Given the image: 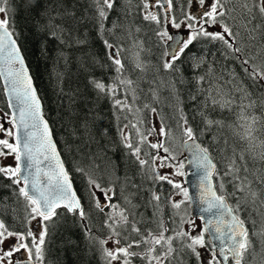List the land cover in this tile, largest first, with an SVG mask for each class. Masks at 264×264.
<instances>
[{
	"label": "snow or ice",
	"instance_id": "1",
	"mask_svg": "<svg viewBox=\"0 0 264 264\" xmlns=\"http://www.w3.org/2000/svg\"><path fill=\"white\" fill-rule=\"evenodd\" d=\"M94 4L98 30L115 75L107 83L93 80L92 84L99 94L112 100L115 109L127 113L124 116L127 123L118 131L124 148L128 149L127 155L134 158L139 169L141 183H136L127 171L117 174L114 166L107 184L93 173H85L88 200L102 214L100 230H106L103 236L96 237L89 224L84 223L88 213L82 197L73 188L43 118L40 99L14 36V27L10 26L8 0H0L3 14L0 17V82L11 110L0 116V120L8 117L6 123L10 125L5 128L0 123L4 137L0 138V186L13 188L17 200L24 202L22 218L16 217L15 208L0 209V264H45L49 229L67 214L81 221L86 238L98 245L104 264H137V261L139 264H189L192 258L195 264H252L257 253L247 227L248 218H242L241 214L248 211L249 204L257 211L264 208V198H261L264 189H254L251 178L264 185V174L249 167V160L264 162V140L257 142L255 135L260 130L257 125L264 127V92L254 99L246 81H251L257 91L264 89V40L253 43L258 39L257 33L264 36V0H138L136 4L142 21L155 25L152 31L157 47L162 48L157 71L176 72L177 61L183 63L189 59L194 70L205 65L204 56L189 51L199 41L220 45L225 59L239 66V72L233 69L227 79L218 76L211 64L195 77L196 93L203 99L191 119L200 118L199 132L183 107L176 105V126L182 140L179 155L186 159H179L169 143L174 138L162 111L153 104L144 103L142 107L136 104L140 92L144 91L140 88L143 76L133 79L132 73L142 74L147 70L140 55L144 51L142 41L129 29L127 38L138 49L131 52L124 43L103 38L104 22L117 0H94ZM258 18L261 22L254 24ZM116 27L114 24L108 31L113 32ZM134 31L139 33L141 28L137 26ZM127 52H131V68L125 63ZM170 86L174 89L175 83L170 82ZM149 91L152 101L159 103V88ZM173 98L179 101L177 95ZM196 98V95L191 97ZM258 105L262 109L259 115L254 111ZM209 108L227 111L234 119L226 125L222 119L211 118ZM145 110L159 118L158 127L150 119L148 127H142L146 123L142 114ZM213 127L230 129L239 145L223 158L222 171L209 147L199 142V137ZM150 137H155V142ZM9 158L12 163H4ZM187 168L194 177L190 182L192 193L184 182L174 179L188 176ZM4 180L9 183L3 184ZM144 181L148 182L147 187ZM164 184L170 186L167 191ZM129 188L136 191L131 192ZM140 192L146 194L141 198L145 200L143 207L151 208L150 217L138 211L141 205L135 198ZM176 196L180 199H175ZM193 206L199 213L195 218L189 212ZM165 207L173 210L167 219ZM259 214L264 220V213ZM5 215L13 217L11 224L4 219ZM251 223V236L260 237L259 257L264 264V225L257 230L256 220ZM109 243L112 248L107 247Z\"/></svg>",
	"mask_w": 264,
	"mask_h": 264
},
{
	"label": "trees",
	"instance_id": "2",
	"mask_svg": "<svg viewBox=\"0 0 264 264\" xmlns=\"http://www.w3.org/2000/svg\"><path fill=\"white\" fill-rule=\"evenodd\" d=\"M137 2L138 0H131L129 4L127 0H117L116 7L109 12L108 19L104 22L103 38L122 42L131 49V52L138 49L132 47V39L127 38V31L133 30L135 38L142 41L144 51L140 55L147 70L142 74L132 73L133 79L143 76L140 88L144 91L140 92V99L136 104L141 107L144 103L153 104L162 111L174 138L170 139L169 143L177 151L178 157L183 159V156L179 155L182 140L180 130L176 126L178 116L176 105L183 107L190 123H193L199 132L202 127L200 118L197 117L195 121L191 119L203 99L202 95L196 93L195 77L203 74L207 65L211 64L218 76L222 75L227 79L233 69L239 72V66L237 62L225 59L220 45L199 41L194 42L189 51L196 56H204L205 65L194 70L193 62L189 59L183 63L177 61L179 70L176 72L157 71L158 57L162 48L157 47L158 41L152 31L155 25L142 21L137 14ZM8 9L10 26L14 27V36L34 78L44 105L45 116L51 125L75 189L82 197V203L88 213V220L84 223L89 224L96 237H101L106 230H100L102 214L88 200L86 192L88 177L85 173H93L104 184L108 183L109 172L113 166L117 174L122 175L127 171L138 184L141 183V176L137 165L133 162L134 158L127 155L128 149L124 148L118 131L127 123L124 119L127 113L115 109L112 100L99 94L92 84L93 80H103L107 83L115 75L98 30L94 0H8ZM260 22L259 18L253 21L254 24ZM114 24L118 27L113 32H109L108 29H112ZM137 26L141 28L139 33L134 31ZM53 32L56 34L53 35ZM257 37L258 39L253 43L259 44L264 40V36L259 33ZM131 52L124 53L128 57L125 63L129 68H131ZM161 80L164 81L163 85ZM170 82L175 83L174 89L171 88ZM246 84L253 92L254 99L259 97L260 92H264V89L259 91L254 89L251 81H246ZM152 88H159V103H154L151 99L149 90ZM174 95L179 97V101L173 98ZM193 95L197 97L195 100L191 99ZM0 110L9 112L1 82ZM207 111L211 118L222 119L226 125L234 119L227 111L221 112L219 109L213 111L211 108ZM254 111L258 115L262 114L259 105ZM142 114L146 118V123L142 126L145 129L148 127V119L152 120L155 117L159 122V118L150 115L147 110ZM257 128L260 130L255 135L259 142L264 140V127L257 125ZM133 141H135L134 135ZM199 142L209 147L221 171L223 158L231 155L234 146H239L227 127H213L211 131L199 137ZM249 167L253 170H261L258 174H264V162L259 159L249 160ZM79 169H83V172ZM251 178L254 189L258 191L264 189V185L259 184L254 177ZM8 183L7 180L3 181V184ZM144 186H148L147 181H144ZM163 188L167 191L170 186L164 184ZM228 188L231 190V185H228ZM129 191L135 192L136 189L129 188ZM117 192L119 193V185ZM145 195L144 192H140L135 199L141 205L138 211L150 217L151 208L143 207L145 200L141 197ZM261 198H264V192ZM0 202H2L0 209L10 211L11 208H15L16 217H23L24 202L22 199L17 200L13 188L0 186ZM229 202H233L231 197ZM247 208L248 211L241 215L242 218H248L249 231L253 230L251 223L253 219L256 220L255 227L259 230L264 225V220L259 214L264 213V208H259L257 211L250 204ZM172 211L169 207H165L166 219ZM189 212L191 213V208ZM4 219L11 224L13 217L5 215ZM45 249V264H104L98 245L86 238L81 221L71 214L58 218L55 227L49 229ZM253 263L260 264L258 261ZM189 264H195L194 258Z\"/></svg>",
	"mask_w": 264,
	"mask_h": 264
},
{
	"label": "water",
	"instance_id": "3",
	"mask_svg": "<svg viewBox=\"0 0 264 264\" xmlns=\"http://www.w3.org/2000/svg\"><path fill=\"white\" fill-rule=\"evenodd\" d=\"M17 43H18V42H17ZM18 45H19V44H18ZM19 47H20V46H19ZM20 50H21V48H20ZM21 53H22V50H21ZM22 55H23V53H22ZM23 57H24V55H23ZM24 60H25V64L27 65V68H28L29 74H30V76H31V78H32L33 85H34V87H35V89H36V91H37V95H38V97H39V99H40V102H41L43 118L47 121V123H48V125H49V128H50V130H51V134H52V139H53V141H54L55 144H56V148H57V151H58V153H59L60 160L63 162L64 167H65V169L67 170V167H66L65 162H64V160H63V157H62V155H61V152H60V150H59V148H58V145H57V143H56V140H55V137H54V134H53V130H52V128H51V125H50L49 121L47 120V118H46V116H45V110H44L43 102H42V100H41V98H40V95H39L38 90H37V88H36V84H35L34 78H33L32 74H31V71H30V69H29V67H28V64H27V62H26L25 57H24ZM1 83H2V82H1ZM5 99H6V97H5ZM6 102H7V99H6ZM7 106H8V105H7ZM8 110H9V112L11 111L9 108H8ZM183 158L186 159V156H183ZM67 171H68V170H67ZM186 171L189 173V175L184 177L185 186L188 187L190 193H192V192H194V189L191 188V186H190V182H191L192 179H194V177L191 176V171H192V170H191L190 168H187ZM69 176H70V175H69ZM70 179H71V177H70ZM71 181H72V179H71ZM72 185H73L74 190L76 191V189H75V185H74L73 181H72ZM76 192H77V191H76ZM77 195H78V193H77ZM78 196H79V195H78ZM60 210H63V209H60ZM60 210H59V211H60ZM191 214L193 215V218H195V217L199 214V213H198V209H196L195 206H193V207L191 208Z\"/></svg>",
	"mask_w": 264,
	"mask_h": 264
},
{
	"label": "rangeland",
	"instance_id": "4",
	"mask_svg": "<svg viewBox=\"0 0 264 264\" xmlns=\"http://www.w3.org/2000/svg\"><path fill=\"white\" fill-rule=\"evenodd\" d=\"M2 16H3V14L0 13V17H2ZM173 31H174V30H173ZM4 113H5L4 111L0 110V116H4ZM7 119H8V117H4L3 120H0V123H3L5 128H9V127H10V125H9L8 123H6ZM151 121H152L153 123H155L157 127L159 126V122H158V120H157L155 117H153ZM126 131H127V130H126ZM0 138H4L2 133H0ZM155 139H156L155 137H150V140H151L152 142H155ZM178 158H179V157H178ZM179 159H181V158H179ZM183 159H184V158H183ZM4 163H12L11 158H9L8 160H5ZM165 171H168V170L165 169ZM174 179L177 180V181L184 182V177H179V176H177V177H174ZM184 186H185V182H184ZM185 187H186V186H185ZM175 199L179 200L180 197H179V196H176ZM196 222H197L198 224L200 223V221H199L198 219H197ZM33 224H35V221L33 222ZM185 227H187V225H186ZM107 246H108L109 248H112V247H113V245H112L111 243H109ZM201 254H202V256L205 254L203 249L201 250ZM17 255H19V254H17Z\"/></svg>",
	"mask_w": 264,
	"mask_h": 264
},
{
	"label": "flooded vegetation",
	"instance_id": "5",
	"mask_svg": "<svg viewBox=\"0 0 264 264\" xmlns=\"http://www.w3.org/2000/svg\"><path fill=\"white\" fill-rule=\"evenodd\" d=\"M250 237L253 241V246H254L255 252L257 253L256 259L254 261H258L261 264V260L259 257V252H260V247H261L259 237L258 236H251V232H250ZM247 259H249V258H247ZM253 262H252V264H254Z\"/></svg>",
	"mask_w": 264,
	"mask_h": 264
}]
</instances>
